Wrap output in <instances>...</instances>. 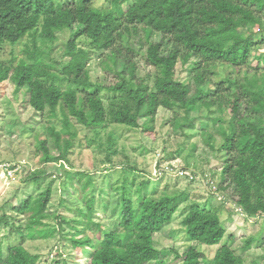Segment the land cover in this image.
I'll return each instance as SVG.
<instances>
[{
  "label": "trees",
  "instance_id": "obj_1",
  "mask_svg": "<svg viewBox=\"0 0 264 264\" xmlns=\"http://www.w3.org/2000/svg\"><path fill=\"white\" fill-rule=\"evenodd\" d=\"M94 1L0 0V44L15 45L25 37L30 41L25 58L13 67L0 65V83L9 80L16 91L24 89L27 104L35 112H47L50 125L45 130L58 154L51 155L47 139L40 140L43 161L66 159L77 137L73 123L87 130L114 123L150 132L156 110L162 107L172 113L170 125L189 138L185 129L194 127L189 114L202 110L210 129L203 126L198 137L211 151L218 150L222 162L216 190L230 189L235 205L246 217L264 215V0H101L99 5ZM68 32L59 68L51 54L58 33L64 36ZM154 34L156 41L152 40ZM79 37L86 47L78 44ZM252 50L256 61L249 73L245 66ZM91 51L102 56L100 66L112 77L108 86H100L90 77L86 66ZM134 55L150 68L142 76L137 75ZM178 62L188 65L187 83L175 76ZM219 65L239 67L244 75L233 79L226 71L215 70ZM100 89L108 94L105 101ZM224 111L229 116L226 120ZM141 117L144 122L140 124ZM52 120L61 123V130H56ZM211 126L222 137L218 144ZM32 175L37 182L36 174ZM69 180L78 185L82 202L75 206L79 218L71 220L75 230L68 237L70 245L82 251L80 264L164 262L154 235L188 200L186 192L165 189L156 196L143 195L144 181L135 189V204L125 178L112 210L115 217L106 226L92 218L88 173L77 172ZM50 198L48 185L16 207L32 239L47 235L43 219L54 216L47 211ZM2 221L6 222L3 215ZM92 224L94 238L84 234L93 229ZM181 224L188 240L217 245L209 264H243L230 245L221 243L225 226L218 212L194 203L183 214ZM174 258L181 264H201L202 254L188 247L181 254L175 251ZM38 259L21 244L10 245L0 254V264H36Z\"/></svg>",
  "mask_w": 264,
  "mask_h": 264
},
{
  "label": "rangeland",
  "instance_id": "obj_2",
  "mask_svg": "<svg viewBox=\"0 0 264 264\" xmlns=\"http://www.w3.org/2000/svg\"><path fill=\"white\" fill-rule=\"evenodd\" d=\"M100 3L101 0L94 1L95 5ZM127 5L124 3L123 8L126 9ZM72 30L73 34L77 31L75 26ZM58 36L59 40L51 56L57 60L59 67L63 60V43L70 36L69 32L64 36L58 33ZM152 40H158V36L154 34ZM77 42L86 47L83 37H79ZM28 43L30 41L25 37L15 45L4 42L0 44V65L13 67L21 58H25L24 49ZM254 54L252 50L245 66L249 73L254 71ZM101 58L99 52L91 51L86 67L94 82L108 86L112 77L101 68ZM132 58L137 75L142 76L150 70L138 55ZM219 68L236 80L244 75L239 67L219 65L215 70ZM175 76L187 83L188 65L178 62ZM190 86L193 90L192 83ZM204 88L211 86L205 85ZM99 94L105 101L108 95L106 91L100 89ZM26 99L24 89L16 91L9 80L0 83V216L6 217V222L0 223L1 256L8 246L21 244L27 251L39 256L36 264H61L63 261L80 264L82 251L73 248L68 237L75 230L70 225L71 220L79 218L75 206L82 202L76 189L78 185L69 180V175L75 177L77 172H87L91 182L88 195L92 196L94 205L92 218L94 222L106 226H110L115 217L112 210L125 178L131 184V197L135 204L138 197L135 189L144 181L147 187L142 190L143 195L156 196L165 189L188 194V200L177 208L172 220L154 235V245L161 251L164 262L153 261L147 264H181L180 259L174 258V253L176 251L181 254L188 247L202 254L201 264H209L217 245L207 246L188 240L181 224L183 214L194 203L218 212L225 226V236L221 243L230 245L243 258V264L252 261L264 264V260H261L264 255V215L246 217L235 205L230 189L224 192L215 190L220 182L222 162L218 150L211 151L198 137L202 127L209 122L205 112L198 110L189 114L190 122L194 125L193 129H185L189 138L170 125L173 122L172 113L162 107L156 110L150 132H145L142 127L128 128L114 123H107L97 130H87L73 123L72 129L76 131L77 137L66 159L48 163L42 159L39 141L47 139L50 154H58L45 130L50 125V119L47 112H35ZM240 110L243 115L246 113L243 103ZM180 116H183L182 112ZM222 116L224 120L229 118L225 111ZM52 121L56 130H61V123L58 120ZM70 122L74 121L70 119ZM139 122H144V117ZM211 127L218 144L222 137ZM207 129H210L208 125ZM191 144H196L197 148ZM180 172H188L193 179L179 175ZM34 173L37 182L32 179ZM48 185L51 187V198L47 211L54 216L43 219L47 235L32 239L27 235L25 219L17 214L16 207L28 196L40 194ZM91 228L86 229L84 234L94 238L96 229L93 224ZM248 240L249 245L245 247Z\"/></svg>",
  "mask_w": 264,
  "mask_h": 264
},
{
  "label": "built area",
  "instance_id": "obj_3",
  "mask_svg": "<svg viewBox=\"0 0 264 264\" xmlns=\"http://www.w3.org/2000/svg\"><path fill=\"white\" fill-rule=\"evenodd\" d=\"M179 175H185L184 177H188L189 179H193V176L191 174H189L188 172H180ZM215 190H216V187H215ZM238 210H240L238 208Z\"/></svg>",
  "mask_w": 264,
  "mask_h": 264
}]
</instances>
